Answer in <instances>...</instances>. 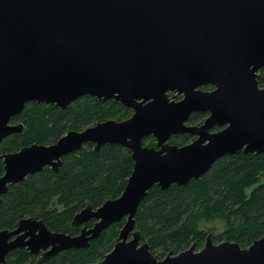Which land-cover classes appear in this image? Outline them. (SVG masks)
I'll list each match as a JSON object with an SVG mask.
<instances>
[{"label":"water","instance_id":"1","mask_svg":"<svg viewBox=\"0 0 264 264\" xmlns=\"http://www.w3.org/2000/svg\"><path fill=\"white\" fill-rule=\"evenodd\" d=\"M263 67L264 0H0V143L21 129L10 119L29 102L64 108L92 96L132 110L125 121L2 154L0 196L28 174L56 169L87 143L95 150L126 147L134 162L117 199L73 217L78 235L50 232L33 218L0 231V264L19 248L42 252L39 260L87 248L122 220L118 242L101 264H264V236L246 249L208 237L199 251L192 246L157 260L134 231L135 212L152 186L186 185L226 155L264 154ZM204 86L213 90L203 92ZM193 113L208 114L201 127L187 125ZM214 126L224 128L209 133ZM175 134L195 140L169 144ZM148 136L154 147L142 145Z\"/></svg>","mask_w":264,"mask_h":264},{"label":"trees","instance_id":"2","mask_svg":"<svg viewBox=\"0 0 264 264\" xmlns=\"http://www.w3.org/2000/svg\"><path fill=\"white\" fill-rule=\"evenodd\" d=\"M260 75L259 84L264 86V68ZM131 114L132 110L118 101L92 96H82L64 108L29 102L10 119V124L21 125V129L2 140L0 154L16 153L33 144L52 145L68 132H80L108 120L122 122ZM204 118L202 113L192 114L187 124L201 127ZM192 141L193 137L185 134L172 136L168 142L181 147ZM146 143L155 146L151 136L142 141L144 146ZM133 164L131 151L126 147L104 144L95 150L94 145L84 144L63 156L56 169L45 167L8 186L0 196V231H11L20 220L33 218L42 221L50 232L78 235L80 227L71 225L73 217L87 205L96 209L108 200L117 199ZM200 213L229 220L230 225L216 243L229 241L246 249L262 238L264 154L240 151L219 158L186 185L173 184L164 190L152 186L135 212L134 231L157 260L192 246L197 251L205 244L203 233L195 230L196 215ZM94 222L90 220L85 226L91 228ZM124 224L122 220L108 226L87 248L64 250L45 260L19 248L10 252L5 261L6 264H101L118 242ZM214 240L218 239L213 237Z\"/></svg>","mask_w":264,"mask_h":264},{"label":"rangeland","instance_id":"3","mask_svg":"<svg viewBox=\"0 0 264 264\" xmlns=\"http://www.w3.org/2000/svg\"><path fill=\"white\" fill-rule=\"evenodd\" d=\"M260 80H261V78H260ZM259 80V81H260ZM261 86V85H260ZM261 87H264V86H261ZM178 100V99H177ZM132 115V114H131ZM131 117V116H130ZM129 117V118H130ZM180 135V134H179ZM184 135V134H183ZM173 136H176V134L175 135H173ZM172 137V136H171ZM170 137V138H171ZM169 138V139H170ZM194 140H195V138H194ZM193 140V141H194ZM1 144V143H0ZM170 144V143H169ZM145 146H148L149 147V143H146V145ZM213 211H211V213H212ZM211 213H200V214H198V215H196L197 216V218H196V220H195V230L196 231H200L201 233H203V235H204V240H205V238L207 237V235H212L214 238H216V239H218V240H214L213 242H214V244H218V243H221V242H226V241H221V242H218V243H216V241H219L220 240V238H221V233H223L225 230H226V228L230 225V222H229V220L227 221L225 218L224 219H222V218H212V214ZM214 213V212H213ZM130 238V237H129ZM140 241H141V239H140ZM229 242V241H228ZM141 243H142V241H141ZM197 243H199V241L197 242ZM138 244H140V242L138 243ZM204 246V245H203ZM203 248V247H202ZM24 249H26V248H24ZM27 250V249H26ZM200 250V249H199ZM199 250H197V251H199ZM27 252H28V250H27ZM108 253H110V252H108ZM107 253V254H108ZM106 254V255H107ZM172 255H176V254H172ZM167 256V255H166ZM165 256V257H166ZM155 257V256H154ZM165 257H163V258H165ZM162 258V259H163ZM5 259H6V257H5ZM158 259V258H157ZM161 259V260H162ZM5 264H6V261H5Z\"/></svg>","mask_w":264,"mask_h":264},{"label":"flooded vegetation","instance_id":"4","mask_svg":"<svg viewBox=\"0 0 264 264\" xmlns=\"http://www.w3.org/2000/svg\"><path fill=\"white\" fill-rule=\"evenodd\" d=\"M263 68H264V67H263ZM263 68H262V69H263ZM262 69H260V71H261ZM260 71H259V74H260ZM200 90L203 91V92H209V91L213 90V87H211V86H204V87L200 88ZM168 96H169V97L175 96V97H174V101H176V102L179 101V100H181V98H182L180 95L176 94L175 92L169 93ZM177 99H178V100H177ZM193 114H197V113H193ZM202 114L205 115V118H204V121H205V120L207 119V117H208V114H207V113H202ZM191 115H192V114H191ZM191 115H190V116H191ZM190 116H189V117H190ZM188 120H189V119H188ZM204 121H203V123H204ZM187 123H188V121H187ZM187 125H188V124H187ZM200 126H201V125H200ZM223 128H224V126H223V127H217V126H214V127L211 128L208 132H209V133H215V132L221 131ZM148 137H149V136H148ZM145 138H146V137H145ZM145 138H143L142 141H143ZM152 138H153V137H152ZM194 138H195V137H193V140H194ZM153 139L155 140V138H153ZM142 141H141V143H142ZM168 141H169V140H168ZM168 143H169V142H168ZM155 144H156V140H155ZM142 145H143V144H142ZM143 146H144V145H143ZM146 147H148V146H146ZM149 147H150V146H149ZM3 154H5V153H3ZM1 155H2V154H0V156H1ZM0 161H1V163H2V159H1V158H0ZM2 164H3V163H2ZM3 167H4V165H3ZM47 167H51V166H47ZM3 174H4V168H3ZM3 174H2V175H3ZM2 175H1V176H2ZM1 176H0V177H1ZM78 227H80V226H78ZM13 230H14V229H13ZM11 231H12V230H11ZM79 232H80V229H79ZM208 237H210V239L213 240V236H212V235H207L206 239H207ZM13 239H15V236L12 237V238L10 239V241L13 240ZM206 239H205V242H206ZM194 248H195V247H194ZM14 250H15V249H14ZM11 252H12V251H11ZM9 253H10V252H9ZM9 253H8V254H9ZM41 253H42V252H39V254H38V255H35V257H36L37 259H39V258L41 257ZM8 254H7V255H8ZM7 255H6V257H7ZM32 256H34V255H32Z\"/></svg>","mask_w":264,"mask_h":264}]
</instances>
